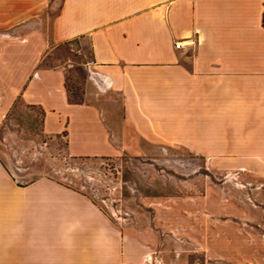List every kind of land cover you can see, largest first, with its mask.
<instances>
[{"label":"crops","instance_id":"1","mask_svg":"<svg viewBox=\"0 0 264 264\" xmlns=\"http://www.w3.org/2000/svg\"><path fill=\"white\" fill-rule=\"evenodd\" d=\"M263 19L264 0H0V124L18 101L38 107L75 156L141 152L205 123L220 122V138H264ZM66 44L90 50L80 102L64 65L41 66ZM151 254L88 196L49 178L22 185L0 160V264H154Z\"/></svg>","mask_w":264,"mask_h":264},{"label":"rangeland","instance_id":"2","mask_svg":"<svg viewBox=\"0 0 264 264\" xmlns=\"http://www.w3.org/2000/svg\"><path fill=\"white\" fill-rule=\"evenodd\" d=\"M89 54L87 46L61 45L41 65L65 66L72 102L84 99ZM44 114L18 101L0 124V160L20 184L49 178L88 196L120 227L145 237L154 264H264L258 131L233 129L220 138V122L217 130L205 123L179 138L143 142L141 152L75 156L66 132H44Z\"/></svg>","mask_w":264,"mask_h":264},{"label":"built area","instance_id":"3","mask_svg":"<svg viewBox=\"0 0 264 264\" xmlns=\"http://www.w3.org/2000/svg\"><path fill=\"white\" fill-rule=\"evenodd\" d=\"M180 47H181V43H176V48L179 49ZM149 257H150V256H147V257H146V261H147V262H152L153 260H149Z\"/></svg>","mask_w":264,"mask_h":264},{"label":"bare ground","instance_id":"4","mask_svg":"<svg viewBox=\"0 0 264 264\" xmlns=\"http://www.w3.org/2000/svg\"><path fill=\"white\" fill-rule=\"evenodd\" d=\"M149 260H153L152 256L149 257Z\"/></svg>","mask_w":264,"mask_h":264},{"label":"trees","instance_id":"5","mask_svg":"<svg viewBox=\"0 0 264 264\" xmlns=\"http://www.w3.org/2000/svg\"><path fill=\"white\" fill-rule=\"evenodd\" d=\"M263 24H264V19H263Z\"/></svg>","mask_w":264,"mask_h":264}]
</instances>
